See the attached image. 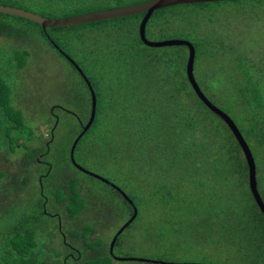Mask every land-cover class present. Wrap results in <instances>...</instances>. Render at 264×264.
<instances>
[{"label": "trees", "instance_id": "trees-1", "mask_svg": "<svg viewBox=\"0 0 264 264\" xmlns=\"http://www.w3.org/2000/svg\"><path fill=\"white\" fill-rule=\"evenodd\" d=\"M143 1L147 0H0V5L51 18H67ZM241 1L191 3L157 9L147 21L145 32L147 35L148 26L155 23L153 26L174 24L180 28L176 30L180 36L181 29H185L190 39L192 34L188 28L203 34V38L194 35L193 40L186 39L195 50L194 78L210 102L233 120L246 141L255 163L257 190L264 203V53L260 49L243 51L241 40H230L224 28H215L216 23H229L237 16L246 25L239 12L231 11L228 19L224 12L217 13L210 9L224 6L222 4L226 2ZM189 6H192V14L189 10H176ZM143 15L139 13L42 29L39 24L26 18L0 12V35L9 38L31 37L42 49L51 47L71 67V71L67 72L79 78V84L70 81V86L63 93H67L69 104L76 106L75 109L81 106L83 110L78 111L75 119L59 108L64 105L63 102L56 101L49 107L51 112L48 114V120L53 119L55 124L59 125L60 122L56 111L74 118L76 123L78 118L82 122L88 121L86 104L88 100L91 102V96L82 76L90 82L96 96V113L91 126L78 141L74 154L80 149L84 154L102 159L106 165L118 164L115 167L118 172L125 166L130 177L139 180L151 198L165 207L161 214L165 219L164 225L158 223L164 227V232L143 231L145 237L158 239L159 245H192V249L203 250L206 254V249H216L223 252L225 262L230 264H264V217L256 207L248 186V166L243 152L227 124L207 109L189 83L185 69L188 48L184 45L149 47L140 40L138 27ZM70 34L77 36V44L72 48L61 43ZM180 36H168L166 39H180ZM64 54L75 62L82 74ZM27 57H32L29 49L0 44V65L7 70V74L12 73L14 66L17 72L25 64L28 66L30 59L27 61ZM109 66L114 70L111 75L105 74ZM1 70L0 120L5 125L0 126V144L11 148L13 138L10 134L20 127L17 125L20 121L16 120L19 111L10 103L9 84ZM112 76L114 79H109ZM19 97L20 94L17 99L21 106L23 99ZM68 108L73 109L71 106ZM98 112L106 122L103 132H100V144L83 147L93 125L97 123ZM56 128V125L51 126L48 138L42 145L25 150L21 158V173L25 175L21 176V186H13L14 189L29 185V170L34 163L44 167L39 175L47 170L43 163L37 161L39 153H46V162L48 157L51 161L56 159L53 155L64 158L70 153L72 137L75 139L79 135L80 128L79 133L71 131L68 135L71 141L67 144L56 136ZM36 134L41 144V134ZM0 156L3 157V164L10 162L5 154ZM67 159L69 162V154ZM64 170L71 177L68 179L70 189L64 193L55 187L52 192L54 201H60L55 194L67 201L66 211L63 208L65 212L63 216L60 215L62 223L70 227L67 233L74 229L71 233L78 234L81 231L80 228L76 230V215L84 205L82 199L77 198L76 177L69 169ZM48 177L50 180L55 177L54 164ZM5 178L11 180V175L7 169H0V180ZM41 180L44 189L41 191L39 185L36 198L34 195L38 190L33 193L28 191L27 206H21L22 198L19 204L9 207L13 211H28L33 215L26 216L24 223L14 228L15 233L21 230L23 237L14 242L16 244H11L6 255L0 258V264H64L66 247L59 249L50 261L44 256V244L40 243V234L52 238L53 228L56 227L53 216H50L53 224L50 221L44 224L40 217L45 215L42 206L49 178ZM110 182L124 191L114 181ZM126 195L138 211L136 200L128 193ZM118 210L114 211L122 216L124 211ZM90 230L85 225L83 233L88 234ZM102 243L101 240L90 242V246L97 247L96 253L91 255L87 251L84 253L85 259H75L68 264H109L112 258L108 251L101 253ZM121 245V241L116 242V247ZM33 250H36L35 255L30 256ZM125 262L135 264L139 261Z\"/></svg>", "mask_w": 264, "mask_h": 264}, {"label": "rangeland", "instance_id": "rangeland-1", "mask_svg": "<svg viewBox=\"0 0 264 264\" xmlns=\"http://www.w3.org/2000/svg\"><path fill=\"white\" fill-rule=\"evenodd\" d=\"M222 5L224 6L212 7L210 9L216 10L217 13L224 12V14L228 15V19L231 17V11H236V14L239 12L247 26L243 24V22L237 16L236 19L230 20L229 23H227L228 21L216 23L215 28H224L230 40H241V43L243 45H241V47L243 48V51H258L260 49L264 53V0H242L239 3L226 2ZM191 9L192 6L180 7L176 10L180 12L189 10L192 14ZM154 24L148 26V33L146 35V38L149 41L156 42L169 40L166 39V37L168 36L179 38V32H177L176 30H179L180 28L175 26L174 24H171L170 26L165 24L153 26ZM72 31L68 30V32ZM184 31L185 29H181L182 34L180 36V39H190L185 33L186 31ZM188 32L192 34V38L190 40H193L194 35L199 38H203L202 33L191 31L190 28H188ZM76 37V35L70 34L64 37L61 40V43L69 48L75 47L77 44V41L75 40ZM1 43H8V47H23L29 49L31 51L32 57L31 59L27 57V61L30 59L28 66H26L25 64V66L21 68L19 72H17L18 69H16V67L14 66V70L12 71V73L7 74V70H4L3 65H0V70L2 67L1 74L4 78H7V83L9 84V91L12 96L10 103L14 107V109H17L19 111L16 113L18 115L16 117V120L20 121V123L17 124L20 127L12 131L10 134V136L13 138L11 148H9V145V147H7L4 146L3 143L0 144V154H3V156L5 154V157L10 160V162L3 164V157L0 156V169H7L9 174L11 175V180H8V178L0 180V258L6 255L7 249L11 248V244H16L14 242H17L18 239L23 237L22 235H20L21 230H18L15 233L14 228L20 227V225L24 223L23 221L26 216L33 215V213L28 211H13L9 207L19 204L22 198L23 203L21 204V206H27L29 204L27 203V201H29V193H33L38 190L34 197L36 198L37 195H39L40 182L38 181V177L40 171L42 169L44 170V167L41 168V165L37 163L31 165V170H29L30 181L29 185L27 186L28 188H13V186H21V176L23 174L21 173L23 171L21 158H23V153L28 148H37L38 145H42L44 140L48 138L51 126L54 127V125H56V136L61 137L63 144H67L69 140L71 141V138H68V135L72 130H76V132L79 133V129L75 119L66 115L65 113L61 114L60 111H56V113H58V115L60 116L59 125L55 124L56 121L53 122V119L49 118L50 121L48 120V114H50L49 112H51L49 107L55 104L56 101L63 102V90L70 86L71 82L79 84V78L77 79V77L67 72V70L71 71V67L68 65V63H66V60L46 44L45 45L48 49H42L41 47L37 46L35 44V41L31 37L9 38L0 35V44ZM37 44L40 45L38 42ZM108 68L110 69L105 68V74L111 75L112 73H114V70L111 66H109ZM14 74H16V76H14ZM73 74L75 75V73ZM109 79H114V77L112 76V78ZM84 92L87 94L85 89ZM19 94V99H23L21 100V106L17 99ZM65 98L68 99L67 97ZM69 105H71L72 107V103H70ZM86 107L88 111H90L91 107L89 100L88 104H86ZM99 110L100 108L97 111ZM104 123H106L104 118H102L101 113L98 112L97 123L93 125L91 134L88 135L89 139L83 143V147L85 146L86 148H89L93 145L100 144V132L102 129H104ZM1 125H5V122L0 120V126ZM36 133L41 134V144H39V139L36 137ZM73 140L74 137H72V142ZM53 151L55 152V150ZM68 154L66 155L65 159H58V161H56L57 164L56 162L52 163L50 157H48L47 159L48 161L50 160L52 164H54V170L57 169V167L59 168V170H62L64 168H67L70 164H73L71 162V159L69 161L70 163L67 162ZM53 156L56 157V155ZM74 158L76 160L75 162H80L87 168L95 171L97 174L110 179L123 187L126 194L128 193L129 195H132V197L138 203L139 216L137 214L138 218L134 221L126 239H123L122 245L119 247V251L115 250L116 254L119 253L117 254L118 256L126 255L125 257H141L154 261H165L173 263L230 264L228 261L225 262V259L223 258L225 255L223 254V252L217 251L216 249H206V252L208 254L207 255L205 252H203V250L197 251L192 249V245L175 244L172 246L169 243L159 245L158 239L151 240L145 237L143 231L149 232L150 230H154L156 233H159V231L164 232V227L158 223L161 222L164 225L165 219L161 216V214L164 211L165 207L157 204L151 198L146 188L144 189L143 185L141 186L142 183H140L139 180L130 177L127 169H125V166H123L122 171L119 170L120 172H118L115 170V167L118 164L115 165L113 163H109L108 165H106L104 161H102V159L84 154L82 151H80V149L76 150ZM75 168H73L72 165L68 167L70 172L76 177V181L78 180L79 183H84L85 187H88V190H92V194L98 197L96 207L94 208L95 211H98V204L100 205L101 203H103V197H111L113 200L114 210L119 209L118 212L124 211L122 217L128 216L129 209L124 202L125 197H120L115 194L114 191L110 189L103 181L94 177L84 175L82 174V172L76 171ZM61 178L62 176H59L55 172V179L58 185H60ZM45 192L46 197H48L46 206L47 211L49 213L56 212L63 216L64 212L66 211L65 205L67 201L59 202L58 204H56V202L54 201L53 193H51L49 189H45ZM55 196L57 200L64 201L62 200V197H59V194H55ZM14 200H16L17 202L15 203ZM5 207L6 209L4 210ZM63 208L65 209L64 212ZM85 208L81 209V211H83ZM40 210L38 212H40ZM47 211L46 213H44V216H40L42 222H44L45 224L50 221L51 224H53L56 219L55 217H52V219L54 220L53 222L49 213L47 214ZM81 211H79L76 217L80 216V214L82 213ZM43 212L44 211L42 209V213ZM104 214L107 215L106 212ZM85 217L86 219H89L90 215L85 214L84 216L82 214V218ZM112 217L114 216L112 215ZM122 221L123 220L119 221V223L117 222L115 227L108 231L110 237L112 236L117 226L122 223ZM46 227L49 228V224H47ZM68 229H70V227L68 228L65 223H62V231L67 235V242L78 246L81 249L82 257L79 260L82 261L86 258L84 257L85 248L79 240L68 237ZM52 235V238L45 234L44 236L42 234H40L39 236L40 243L42 242V244H44V249L46 251L44 252V256L47 257V259H49L50 261L51 257L55 256L59 249L64 248L61 236L56 232L55 228H53ZM105 243L109 244V242ZM35 251L36 250H33L32 252L34 253L30 256H34ZM110 263L131 264L130 262L124 263L119 261H111ZM153 263H141L140 261L135 262V264Z\"/></svg>", "mask_w": 264, "mask_h": 264}, {"label": "water", "instance_id": "water-1", "mask_svg": "<svg viewBox=\"0 0 264 264\" xmlns=\"http://www.w3.org/2000/svg\"><path fill=\"white\" fill-rule=\"evenodd\" d=\"M218 1H226V0H147L140 3H135L123 7H116L112 9H105V10H98L95 12H89L84 13L81 15H76L72 17L67 18H51V17H44L39 14L27 11L25 9L17 8V7H11L6 5H0V12L5 14H11L20 16L23 18H26L30 21H33L37 24H39L42 29L45 28H52V27H60V26H69V25H76L80 23H87V22H95L105 19H111V18H118V17H126L131 16L134 14L144 13L142 19L140 20L139 27H138V33L140 40L149 47H163V46H173V45H184L188 48V58L186 59V75L188 78L189 83L191 84L194 92L196 93V96L204 103V105L212 111L214 114L218 115L229 127L232 134L234 135L235 139L237 140L241 151L243 152L244 158L247 162L248 166V186L250 189V192L253 196V199L256 203V207L259 208L260 212L262 213L264 217V203L258 193L257 190V182L255 178V163L254 159L252 158V153L247 146L246 141L244 140L242 134L238 130L236 124L233 122V120L221 109H219L216 105L210 102V100L204 95V93L201 91L198 83L196 82L194 78L193 73V66H194V57H195V50L194 46L187 40L183 39H169V40H162V41H149L146 38V23L151 17L154 10L161 9L164 7H170L175 5H182V4H191V3H203V2H218ZM64 56L77 68L78 72L82 74L81 69L75 64V62L67 55L64 54ZM84 80L87 83L88 89L90 91L91 96V111L89 114L88 121L86 124L82 127L81 132L79 135L73 140L71 148H70V159L73 164L77 166V168L82 169L81 166L77 165L76 162H74V150L75 147L80 140V138L83 136V134L89 129L91 126L94 117H95V111H96V96L95 93L90 85V82L86 79V77L83 75ZM94 175V174H92ZM97 176V175H94ZM99 177L101 180L108 182L106 179ZM119 192L125 197L126 201L133 207V213L132 216L121 226V228L117 231L115 236L113 237L110 247L111 250L114 246V243L116 241L117 236L123 231L125 227H127L130 223L134 221V219L137 216V208L133 205L132 201L129 199V197L120 189L117 187ZM125 259L131 260V261H140V262H154L159 264H195V263H173V262H165V261H154L149 260L146 258L141 257H126Z\"/></svg>", "mask_w": 264, "mask_h": 264}, {"label": "flooded vegetation", "instance_id": "flooded-vegetation-1", "mask_svg": "<svg viewBox=\"0 0 264 264\" xmlns=\"http://www.w3.org/2000/svg\"><path fill=\"white\" fill-rule=\"evenodd\" d=\"M82 78L84 79L83 76H82ZM65 97L68 98L67 93H64V98ZM64 98H63V104L64 105H60L59 108L63 112H65V113H67L69 115H72L73 117H75V119H77L78 116H76V114L78 113V111H81L83 109L81 108V106H79V109H75L76 106H72L73 109L72 108L71 109L68 108V106H71V105H69L68 99L65 98V100H64ZM90 107H91V102H90ZM85 111H86V109H85ZM90 111H91V108H90ZM89 114H90V112H89ZM86 121L85 122L79 121V118H78L77 124H78V127L80 128V131L82 130V127L86 124ZM50 130H51V128H50ZM45 158H46V153H39V158H37V161H39V163H43L47 167V170L44 173L40 174L39 177H38V181L40 182V186H41V191H42V189H44V187L42 186V183H41L42 182L41 179L49 178V183H48L47 187H45L46 189H49V191H51V193H53L52 191H54V189L56 187L58 189H61L65 193L66 191H68L70 189L69 180L71 179V177L68 176V171L64 170V169L59 170L58 167H57V169H55V172L59 176H62L61 181H60V185H58L57 182H56L55 177L51 178V180H50V177H48V175H49L50 169H52V167H53L52 163L58 161V159H60V157L56 155V157H55L56 159H53L52 163L50 161H48V160H47L48 162H46ZM65 158L66 157H64L63 159H65ZM69 159H70V155H69ZM56 164H57V162H56ZM77 165L81 166L79 162H78ZM72 166L77 168V166L75 164H72ZM81 167H82L83 170H81L79 168H77V169L80 172H82V174L101 180L99 177H97V176H100V175L92 172L87 167H83V166H81ZM65 169H68V167L65 168ZM92 174L97 175V176H94ZM104 179H106V178H104ZM106 180L108 182H105L103 180H101V181H103L104 183L108 184L110 189H112L115 194L117 193L118 196L123 197V195L117 189V185L114 184V183H111L110 180H108V179H106ZM76 188H77V191H78L77 198L80 197L82 199V203L84 205L83 208H85V207L86 208L83 211H81L82 213L77 218L78 226H77L76 230H78L80 228L81 232L78 233V234H72L71 232L74 229H71V230H69L70 233H67L68 237H70L72 239L79 240L82 243V245L84 246V248H85L84 253H86L88 251L89 254H91V255L95 254L97 247H94V246L90 247L89 243L101 240L103 242L102 245H101L103 247L101 253L108 251L110 257L112 258L111 261H113V262L114 261L124 262V261L128 260V259H125L126 258L125 256H118L117 254H119V253L116 254L115 250L117 248L118 251H119V246L116 247V242L117 241H121L122 242L123 239H126V237L128 235V232L132 228L131 227L132 223H130L127 227H125L123 229V231L117 236L112 250H111L110 244H111V241H112L113 237L117 233V231L132 216V213H133L132 205H130L126 201V199H124V202L128 204L129 214L126 217H122V216H120L118 213H116L114 211L112 198L111 197H109V198L103 197V199H104L103 203H101L100 205L98 204V206H99L98 207V211L97 210L95 211L94 208L96 207V202L98 200V197L94 196L92 194V190H88V187H85L84 183H79L78 180H77V183H76ZM124 193L126 194V192H124ZM44 201H45V203L43 204L42 208H43V211H44L43 213H46V211H47L46 204L48 202V197H45ZM55 202H56V204H58L59 202H64V201H55ZM51 208H52V206H51ZM105 212L107 213V215L104 214ZM48 213L49 212L47 211V214ZM82 214L84 216H85V214H89L90 218L89 219H86V217L82 218ZM49 215L55 217V219H56L55 230L61 236L63 246L67 248L66 252H65L66 255L64 256V259H63L62 262L64 264H68V262H72L75 259H80L82 257L81 249L78 246H75V245L70 244L69 242H67V239H66L67 235H66V233H64L62 231V217L60 216V214H58L56 212H53V213H49ZM112 215L114 217H112ZM121 220H123L122 223L117 226V228L113 232L112 236L110 237V235L108 234V231L110 229H112L113 227H115L117 222L119 223V221H121ZM85 225L89 229H91L88 234H84L83 233V230L85 229ZM103 231L107 232V234L102 233ZM129 237H131V236H129ZM105 242H109V244H106ZM84 257H85V255H84Z\"/></svg>", "mask_w": 264, "mask_h": 264}, {"label": "clouds", "instance_id": "clouds-1", "mask_svg": "<svg viewBox=\"0 0 264 264\" xmlns=\"http://www.w3.org/2000/svg\"><path fill=\"white\" fill-rule=\"evenodd\" d=\"M137 214H138V211H137ZM137 217V216H136ZM109 264H111V263H109Z\"/></svg>", "mask_w": 264, "mask_h": 264}]
</instances>
